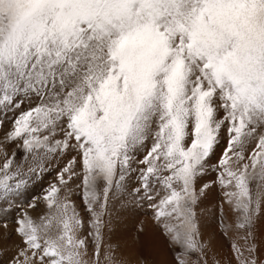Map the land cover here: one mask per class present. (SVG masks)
<instances>
[{
  "label": "snow or ice",
  "instance_id": "6c2138e0",
  "mask_svg": "<svg viewBox=\"0 0 264 264\" xmlns=\"http://www.w3.org/2000/svg\"><path fill=\"white\" fill-rule=\"evenodd\" d=\"M0 264H264V0H0Z\"/></svg>",
  "mask_w": 264,
  "mask_h": 264
}]
</instances>
